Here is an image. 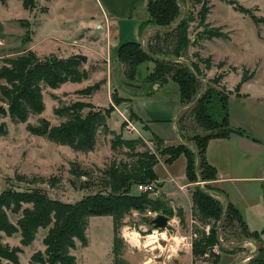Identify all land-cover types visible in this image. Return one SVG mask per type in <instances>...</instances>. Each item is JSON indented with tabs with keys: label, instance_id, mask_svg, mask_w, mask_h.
Segmentation results:
<instances>
[{
	"label": "rangeland",
	"instance_id": "374dc122",
	"mask_svg": "<svg viewBox=\"0 0 264 264\" xmlns=\"http://www.w3.org/2000/svg\"><path fill=\"white\" fill-rule=\"evenodd\" d=\"M5 1L0 0V3ZM204 1L183 0V10L186 13V31L190 42L193 43L188 46L185 52L183 51L182 60L186 63L193 62L204 76L202 82L208 83L214 90L227 94L230 100L232 96H241V87L236 88L240 82L242 72L252 75L251 78L254 76L252 69L243 67V64L252 61V58L262 51V47L258 42L251 38L254 35V22L250 16L261 20L259 16H264V0H233L237 5L248 9L251 15L241 14L221 0H206L207 5L203 8ZM26 2L31 7L32 22H41V20L39 21L40 18L42 21L45 20L35 38L34 43L37 47L34 50L38 55L32 52L35 57L41 61H49L51 56H54V59L57 60H65L77 55L74 52H87L90 57L86 63L79 61L80 65L77 66V71L82 75L81 82L65 83L57 89L43 87L44 111L40 115L29 116L25 124L14 123L9 117L0 119V124L5 123L7 129V135L0 136V196L7 190L25 193L33 189H41L51 199L65 203H76L101 191V185L98 183H100L102 173L113 163L118 165V163L123 164L133 161L128 156L129 152L125 148L112 149L113 136L109 133L104 135L102 131L98 132L96 144L91 152H76L67 146L50 142L47 138L32 135L26 130L27 124L37 125L39 120L43 118L50 127L59 126L62 122H65L66 118L56 115L54 109H62L77 101L88 104L97 110L106 109L111 105L113 111L106 122L108 131L122 134L126 139L140 138L133 132L130 133L125 127V129L121 128L122 123L126 125L127 123L122 121L119 113L126 108L128 111L130 107L127 104L129 97L135 92L141 93L142 85L149 88L162 86L165 87L164 91L166 93H173L176 90L175 93H177L181 105L179 89L171 79H168L162 85L143 83L145 77L153 69L152 62L147 60L137 67L134 80H130L125 75V71L128 70L130 64L121 60L117 54L118 48L125 41L116 47L109 28L106 26L103 28V24L98 22L85 25L90 16L97 17V14L99 15L95 0H54L50 5H48L50 0H26ZM255 5L260 7L261 11L259 13L253 7ZM47 7L49 15L43 16L47 13ZM203 9L208 12L205 23H210L212 28L220 27L222 38L210 41L200 39L202 29L199 24L201 23ZM18 11V6L13 2L10 16H13L12 18H23ZM134 14L135 18L139 17L143 21L148 19L146 9L144 11L136 10ZM179 17L180 12H175L173 23ZM96 20L99 21L97 18ZM18 23L26 29L23 36H21L24 44L19 45V37L13 36L9 45L10 56L4 61L16 59L28 53L26 47L31 39V28L27 21H19ZM85 26L91 29L88 34L89 39L84 36L83 29L86 28ZM131 29H133L132 26H125V31L129 35L135 33V30L132 31ZM153 33V29L145 32L143 46L146 47L147 40ZM141 35L139 34L137 41L133 42L141 43ZM68 36H71V38H68ZM81 38H86L84 44L93 48L92 52L79 49ZM124 51L123 57L126 61L130 59L125 57L136 53L130 49ZM219 63L224 64L222 68L218 67ZM207 64H210L209 68H206ZM169 77H171V74ZM2 84L3 81L0 80V85ZM112 97L116 99L115 103L111 102ZM116 102L122 104V106H116ZM136 103L138 104V102ZM142 106L143 108L146 107L145 103H142ZM231 108L234 116H243V110L239 102H232ZM255 108H258L259 111L254 113L250 111L249 117L252 121L261 120L262 123H257L256 133L254 134L264 141V120L261 117L264 116V106H256ZM87 111L85 109L83 114ZM127 111H124L127 114V120L134 121L135 116L132 120L130 113H127ZM190 111L187 107L179 113V118L181 115L184 116V124L182 125L186 128L181 129V133L184 135L183 140L185 142L191 141L194 135L204 133L194 117L190 115ZM164 123L170 125L168 121ZM145 139L147 140L148 137H145ZM173 139H175L174 135ZM146 147L151 152H156L152 141L146 143ZM137 151L143 152L144 148L137 146ZM258 162L264 163L262 154L258 155ZM81 172H88L91 176L90 180ZM52 182H55L54 186H51ZM203 185L197 183V186L203 187ZM229 190V192L235 191L239 195L248 194L246 201L251 202L260 196L258 192L264 190V183H245L234 187L233 191L232 188ZM138 193L135 186L132 188L130 195H137ZM151 197H154V194H151ZM213 197L221 203H225L224 200L218 199L216 196ZM262 203L263 200H261ZM30 207L29 203L21 202L16 212L11 211V207L3 210L8 223L15 232L10 235L0 232V242L10 249L18 250L16 253L17 264H30L32 255L42 254L45 250L43 241L48 228L39 229L35 239L29 245H22V229L19 223L22 220L24 210ZM176 211L174 210V214ZM196 214L197 211L194 209L193 204L190 213L187 216L183 214L184 222H180L178 216H176V218L173 217L170 219L171 221H168V226L165 229L155 230L152 223L148 221V219L152 220L149 211L140 213L131 210L124 217V224L119 230L124 248L122 257L128 264H235L236 262L237 264H251L257 255V249L264 245V229L262 231H252L244 221L247 229L257 235L258 241L254 243L245 240L235 221H233V224L222 227L219 226L220 223L217 224L218 222L216 223L214 220L201 221ZM172 220L176 222L174 223ZM206 226H209L207 232L205 231ZM214 227L216 228L217 238L222 240L221 245L227 248L223 249L219 246L215 248L212 245L213 248L212 246L209 248H212L211 252L210 250L206 252L208 256L202 255L194 258L191 254L192 243L195 240L192 234L195 233L197 238L201 233L209 235ZM85 235L87 246L83 247L76 240V248L71 250V255L75 257L76 264H113L111 252L113 239L112 218L110 216L91 217ZM152 236L153 238H151ZM181 237H184L186 242L191 244V247L179 244V238ZM182 255L187 256L183 257ZM242 255L244 256L238 261L237 257ZM246 257L249 258L244 260ZM1 263L9 264L4 260H1Z\"/></svg>",
	"mask_w": 264,
	"mask_h": 264
},
{
	"label": "trees",
	"instance_id": "16d2710c",
	"mask_svg": "<svg viewBox=\"0 0 264 264\" xmlns=\"http://www.w3.org/2000/svg\"><path fill=\"white\" fill-rule=\"evenodd\" d=\"M232 6L241 14L249 15L250 11L233 0H221ZM23 7L31 10L30 4L22 0ZM207 1L203 2V8ZM183 0H148L146 12L148 19L140 25V35L148 27L153 29V35L148 38L146 47L140 42H127L122 44L117 51L119 58L130 64L125 75L134 80L137 74V67L144 61H150L153 69L145 77L143 83L165 84L168 79L175 82L179 89L181 106H186L200 95L195 103L188 107L190 115L203 134L194 135L189 140V145L180 143L177 146H165L163 141L153 136L156 152H151L141 138H123L122 134L108 131L107 118L113 108L103 110L94 109L92 106L80 102H74L62 109L55 108L54 113L66 118L59 126L50 127L45 119H40L37 125L27 124L26 130L32 135L47 138L50 142L67 146L73 151L88 153L94 149L99 131L104 135L113 136L112 149L125 148L129 157L133 159L130 163H113L105 171L100 179L101 191L93 196L84 198L76 203H65L51 199L43 190L33 189L30 192L4 191L0 196V232L13 234L15 230L7 221L4 208L16 212L19 204L29 203L30 208L23 212L20 220L22 229V245H29L39 229L48 228L47 235L43 241L44 253H37L31 256L30 264H76V259L71 255L74 250L75 241H79L83 247L87 246L86 230L91 217L110 216L113 224L112 255L113 264H128L123 256V242L119 236V230L123 226V220L131 210L140 213L161 214L169 219L178 216L180 222H184L181 210H174L169 206L163 196L151 197L149 193H138L130 195L133 187L137 184H150L156 180L154 172L155 165L164 158V163L172 164L179 156L184 155L187 159L186 176L190 183L203 182V187L197 186L193 196L194 209L197 211V218L201 221L214 220L219 226H227L235 221L238 230L243 233L245 240L256 243L257 235L250 232L243 220L241 212L231 203L218 201L213 196L219 194L211 188L210 182L216 180V170L211 167L205 158V149L209 140L225 139L232 133L244 135L242 131L233 129L229 123V96L220 91L212 89L208 83L203 90L202 76L199 69L193 62L182 60L185 52L193 42H190L186 31V13L182 17ZM210 10V9H209ZM180 12V17L173 23L175 12ZM206 10L203 9L201 23L202 29L200 39L210 41L222 38L220 27L212 28L206 22ZM251 15V14H250ZM257 24L259 21L250 16ZM179 24L171 31H166ZM173 23V24H172ZM199 38V37H198ZM125 49L136 53L123 57ZM146 51V52H145ZM128 52V51H127ZM133 53V52H132ZM0 68V119L9 117L14 123L25 124L29 116L40 115L44 111L42 97L43 87L57 89L65 83H79L82 75L77 71L80 65L79 60L68 58L65 60L51 59L39 60L30 51L25 56L4 61ZM224 64L219 63L222 68ZM210 64L206 65L209 68ZM174 72V73H171ZM171 74V77L169 75ZM252 75L242 72L237 88L248 81ZM115 103L116 99L111 98ZM116 106L120 104L116 102ZM88 111L83 114V111ZM131 115V114H130ZM134 120V115H131ZM137 120V119H135ZM184 116L181 115L176 121L177 130L181 139L184 135L181 129L184 125ZM126 126L122 123L121 128ZM7 135L5 123L0 124V136ZM184 141V140H183ZM192 142V143H191ZM137 146L144 148L143 152L137 151ZM90 180L88 172H81ZM53 181V180H52ZM52 182L51 186H54ZM213 195V196H212ZM151 222V219H148ZM1 239V238H0ZM216 228L210 231L209 235L201 233L192 243L191 254L194 258L201 257L209 251V248L217 242ZM225 249V248H223ZM17 249H10L0 242V264L1 260L9 264H17ZM251 264H264V245L257 249V255Z\"/></svg>",
	"mask_w": 264,
	"mask_h": 264
},
{
	"label": "crops",
	"instance_id": "0c3cea01",
	"mask_svg": "<svg viewBox=\"0 0 264 264\" xmlns=\"http://www.w3.org/2000/svg\"><path fill=\"white\" fill-rule=\"evenodd\" d=\"M147 1L95 0L99 15L96 13V17L94 13L93 15L95 17L90 16V19L86 21L85 25L98 22L103 24V28L105 26L109 28L111 35L114 37L116 47L118 44H122L123 41H125L123 43L137 41L142 19L139 17L135 18L134 13L136 10L144 11L147 6ZM13 2L18 6V13L23 18H12L13 16H10V9ZM53 2L54 0H50L48 5ZM253 7L257 9V13L261 11L258 5ZM44 15H49L48 7L47 13ZM259 17L263 21H259L257 24L254 23V35L251 38L258 42L262 47V51L258 52L257 56L252 58V61L250 60L248 63L243 64V67L252 69L254 76L241 86V96H232L229 100L230 126L232 129L242 131L244 135L232 133L225 139L209 140L205 149L207 163L216 170V180L210 182L209 185L219 192L216 195L218 199H222L226 203H231L241 212L248 228L252 231H262L264 229V190L258 192L260 196L256 200L249 202L246 201L248 194L246 195L244 193L243 195H239L233 191V188L245 183H264V163L258 162L259 154H262L264 157V141L254 134L256 133L257 123L262 122L261 120H257V122L252 121L249 117L250 111L252 113L259 111L258 108H255L256 106H264V16ZM40 20L41 22L38 23L32 22L31 11L23 7L22 0H6L4 3H0V68L3 66L4 60L10 56L9 45L13 36L19 37V45L24 44L21 36H23L26 29L19 25V21L28 22L31 28V39L26 49L37 55V52L34 50L37 46H35L34 42L37 33H39L45 22L41 18ZM125 26H132L133 29L131 30H135V33L131 35L126 33ZM85 27L83 29L84 36L89 39L88 34L91 29L88 26ZM150 29L152 28L148 30ZM68 38H71V36H68ZM86 38L79 40L81 41L79 43V49L92 52L93 48L84 44ZM74 53L86 56L87 60L90 57V54L87 52ZM146 87L142 85V94L135 92L129 97L127 104L130 107L128 111L126 108L122 109L123 112L119 113L122 121L127 123L125 128L130 133L133 132L143 141H146L145 143L151 142L153 136H156L163 141L165 146H177L180 143L189 145L181 139L176 126L181 108L178 95L175 93L176 90L173 93H166L164 91L165 87L162 86L147 87V89ZM232 102H239L241 104L243 116H234L232 114ZM142 103H145L146 107L143 108ZM124 111L134 115L137 121L127 120V114ZM261 117L264 120V116ZM173 120L174 122L172 123ZM167 121L170 125L164 123ZM173 135L175 139H173ZM145 137H148L147 140L150 138L151 141L149 140L147 142ZM186 167L187 159L184 155L179 156L169 165L165 164L164 158H162L154 167L156 175V180L154 181L156 193L154 197L163 196L173 210H181L185 216L191 211L193 206L192 196L197 187V183H190L187 180ZM230 188H232L233 192H229ZM261 200H263L262 204ZM173 217L176 218V216ZM185 256L187 255L183 257ZM243 256L237 257L238 261Z\"/></svg>",
	"mask_w": 264,
	"mask_h": 264
},
{
	"label": "water",
	"instance_id": "95a60500",
	"mask_svg": "<svg viewBox=\"0 0 264 264\" xmlns=\"http://www.w3.org/2000/svg\"><path fill=\"white\" fill-rule=\"evenodd\" d=\"M182 12H183V14H182V17H181V19L184 17V10H183V8H182ZM179 24V21L176 23V25L174 26V27H172V28H170V29H167L166 31H171V30H173L174 28H176V26ZM149 28H146L144 31H143V33H142V35H141V44H142V47H144L143 46V38H144V35H145V32H147V30H148ZM146 52V51H145ZM71 58H73V59H77V60H79V61H81L82 63H86V61H87V58L85 57V56H83V55H73ZM205 88H206V84L203 82V90L201 91V93L205 90ZM200 97V95L197 97V99ZM197 99H195V101H193V103H195L196 101H197ZM193 103H191V104H189V105H186V106H181V108H180V110H179V113L181 112V110L184 108H187V107H189V106H191ZM226 203V202H225ZM168 221H169V218L168 217H166V216H164V215H161V214H159V215H157L156 217H154L152 220H151V223H152V227H153V229H155V230H162V229H165L167 226H168Z\"/></svg>",
	"mask_w": 264,
	"mask_h": 264
},
{
	"label": "built area",
	"instance_id": "2783aa9c",
	"mask_svg": "<svg viewBox=\"0 0 264 264\" xmlns=\"http://www.w3.org/2000/svg\"><path fill=\"white\" fill-rule=\"evenodd\" d=\"M198 184H200V185L202 184V185H203V182H199ZM136 188H137V191H138L139 193H149L150 195L156 193V187H155V185H154V182H153V183H150V184H137V185H136ZM150 214H151L152 219H153L154 217L157 216L156 213H150ZM172 218H173V217H172ZM169 220H170V219H169ZM170 221H171V220H170ZM172 221H173V220H172ZM173 222L175 223L176 221L174 220ZM192 222H193V221H192ZM208 230H209V226H206L205 231L207 232ZM192 236H193V239H196V238H197V235H196L195 233L192 234ZM179 239H180V244H181V245L191 247V244H190L189 242H186V239H185L184 237H181V238H179ZM192 241H193V240H192ZM221 243H222V240H220V238H219V239H217V242H216L213 246H214L215 248H217L218 246H219V247H222V248H227V247L221 245ZM213 246H212V248H213ZM212 248L209 249L210 252H211ZM215 248H214V250H216ZM208 252H209V251H208ZM203 255H204V256H208L206 253H204ZM247 258H249V257H246L244 260H247Z\"/></svg>",
	"mask_w": 264,
	"mask_h": 264
},
{
	"label": "bare ground",
	"instance_id": "6f19581e",
	"mask_svg": "<svg viewBox=\"0 0 264 264\" xmlns=\"http://www.w3.org/2000/svg\"><path fill=\"white\" fill-rule=\"evenodd\" d=\"M151 238H153V236Z\"/></svg>",
	"mask_w": 264,
	"mask_h": 264
}]
</instances>
